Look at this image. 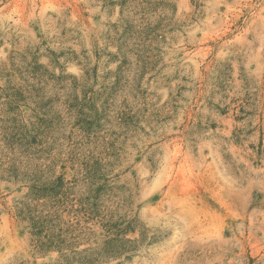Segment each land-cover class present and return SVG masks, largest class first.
<instances>
[{
    "label": "rangeland",
    "instance_id": "1",
    "mask_svg": "<svg viewBox=\"0 0 264 264\" xmlns=\"http://www.w3.org/2000/svg\"><path fill=\"white\" fill-rule=\"evenodd\" d=\"M0 264H264V0H0Z\"/></svg>",
    "mask_w": 264,
    "mask_h": 264
},
{
    "label": "trees",
    "instance_id": "2",
    "mask_svg": "<svg viewBox=\"0 0 264 264\" xmlns=\"http://www.w3.org/2000/svg\"><path fill=\"white\" fill-rule=\"evenodd\" d=\"M63 180V178H59L58 183L50 188H43L35 184L32 187V194L34 195L33 201L39 200L43 196L57 198L61 194ZM33 201L32 204H27L18 211L20 218L29 223L33 243L41 252H46L51 249L61 250L66 245L67 238L63 236V229H59L54 224L58 218H54L50 212L45 214L44 210H39V204L34 205ZM57 202L59 203L60 200Z\"/></svg>",
    "mask_w": 264,
    "mask_h": 264
}]
</instances>
